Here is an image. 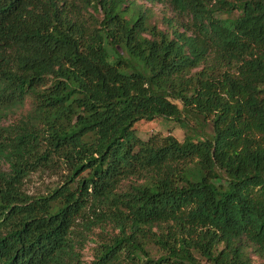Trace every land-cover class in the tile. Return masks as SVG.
Returning <instances> with one entry per match:
<instances>
[{
    "label": "trees",
    "instance_id": "16d2710c",
    "mask_svg": "<svg viewBox=\"0 0 264 264\" xmlns=\"http://www.w3.org/2000/svg\"><path fill=\"white\" fill-rule=\"evenodd\" d=\"M147 1L0 0V264H264V0Z\"/></svg>",
    "mask_w": 264,
    "mask_h": 264
},
{
    "label": "rangeland",
    "instance_id": "374dc122",
    "mask_svg": "<svg viewBox=\"0 0 264 264\" xmlns=\"http://www.w3.org/2000/svg\"><path fill=\"white\" fill-rule=\"evenodd\" d=\"M137 4L144 6L147 15L150 16L151 24L155 25L159 30L172 32L174 29L184 31V23L188 21V18L179 14L169 3L167 2H149L147 0H135ZM201 65L198 69L203 68ZM195 71V70H194ZM32 103L31 98H28L24 105L14 108L1 122V125H9L20 122L31 110ZM137 134L144 140L149 139L153 135L166 136L172 134L176 136L180 141H183L187 134V129L183 128L178 122L172 119H166L158 117L152 121L141 120L135 124ZM65 170L63 168L54 170H40L34 172L25 180L24 189L29 194L46 193L52 187L63 182ZM90 218H93L91 216ZM85 219L79 218L75 231H86ZM91 233V238L97 236V232L100 228H95ZM94 246L95 242L92 239H87L82 244L81 258L82 264H92L94 259ZM153 252L159 254L156 249Z\"/></svg>",
    "mask_w": 264,
    "mask_h": 264
}]
</instances>
